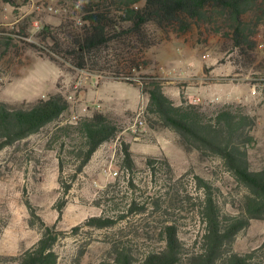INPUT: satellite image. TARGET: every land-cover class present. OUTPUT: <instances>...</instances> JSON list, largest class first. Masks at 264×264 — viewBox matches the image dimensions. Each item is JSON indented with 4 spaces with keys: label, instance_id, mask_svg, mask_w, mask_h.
Masks as SVG:
<instances>
[{
    "label": "rangeland",
    "instance_id": "obj_1",
    "mask_svg": "<svg viewBox=\"0 0 264 264\" xmlns=\"http://www.w3.org/2000/svg\"><path fill=\"white\" fill-rule=\"evenodd\" d=\"M87 1L16 0L11 4L0 0V102L16 108L62 93L70 104L56 121L0 150V256H16L33 246L45 225L54 226L58 233L54 245L58 264H100L109 258L111 242L119 240L142 253L162 244L163 225L173 219L180 223L183 239L191 243L200 229L193 203L203 193L196 186L195 175L214 185L224 211L238 213L249 195L219 156L202 155L197 149L186 152L178 133L152 128L148 94L141 91V78L131 84L67 65L61 67L31 45L38 41L37 34L44 25H58L69 18L81 20ZM214 20L218 23L194 22L183 33L163 32L149 25L156 44L146 52L149 63L142 73L159 75L176 104L187 99L212 114L227 103H236L248 112L255 120L250 159L253 168L259 169L264 166V25L256 29V46L246 50L233 46L225 19ZM8 36L13 38L12 45L4 48L2 42ZM95 111L107 114L119 132L79 170V159L70 154L79 141L69 137L63 127L75 125ZM74 115L78 118L73 119ZM138 118L145 121V130H139L143 128L136 123ZM122 142L131 145L137 163L136 197L144 208L130 211L125 207L126 218L112 227L82 226L74 230L101 213L95 201L101 190L119 177L115 192L118 202L126 206L130 201L133 189L121 169ZM148 156L170 160L180 180L177 190L152 181L145 165ZM60 157L69 190L60 183ZM263 242L264 219H252L234 247L247 252Z\"/></svg>",
    "mask_w": 264,
    "mask_h": 264
},
{
    "label": "trees",
    "instance_id": "obj_2",
    "mask_svg": "<svg viewBox=\"0 0 264 264\" xmlns=\"http://www.w3.org/2000/svg\"><path fill=\"white\" fill-rule=\"evenodd\" d=\"M82 10L84 15L79 21L69 18L58 25H44L37 34L38 41L31 45L61 67L67 65L131 84L141 78V91L148 94L147 113L152 128H169L178 133L186 152L197 149L202 155L219 156L229 173L249 192L241 211L227 212L221 207L214 185L195 175L196 186L203 193L193 203L200 229L191 243L183 239L180 223L173 219L163 225L161 245L140 253L122 240L112 241L109 258L100 264H264V242L247 252L234 247L238 235L252 219H264V166L255 169L250 159L255 141L254 117L236 103H227L212 114L187 99L182 98L176 104L166 93L159 75L142 73L149 63L146 52L156 44L149 34V25L163 32L183 33L194 22L214 24L218 23L214 18L221 17L227 21L233 46L253 49L256 29L264 25V0H88ZM12 39L6 37L2 42L4 48H10ZM69 105L62 93L16 108L0 102V150L56 121ZM63 129L79 141L77 149L70 151L71 156L79 159V170L103 143L116 138L119 132L118 125L101 111ZM122 153L124 180L133 189L130 201L126 206L118 202L115 192L120 185L119 177L97 197L95 202L101 213L89 217L74 230L82 226L112 227L126 218L125 207L129 206L130 211L144 208L136 197L137 163L129 143L122 142ZM145 165L153 182H160L172 191L178 189L180 180L167 157L148 156ZM64 168L60 157V183L69 190L70 185L63 180ZM57 240L54 226L45 225L33 246L16 256H0V264H58L54 248Z\"/></svg>",
    "mask_w": 264,
    "mask_h": 264
},
{
    "label": "built area",
    "instance_id": "obj_3",
    "mask_svg": "<svg viewBox=\"0 0 264 264\" xmlns=\"http://www.w3.org/2000/svg\"><path fill=\"white\" fill-rule=\"evenodd\" d=\"M50 8H52V7H50ZM36 26H37L38 28H42V27L39 25V22H36ZM83 110H87V108L84 107ZM142 112H143V111H142ZM142 112H141L140 114H142ZM77 118H78L77 115H74V116H73V119H77ZM136 123L139 124V128H143V129H139L140 131L145 130V128H144L145 121H144L142 118H138L137 121H136ZM135 130H136V129H134V131H135ZM116 174H118V173H116Z\"/></svg>",
    "mask_w": 264,
    "mask_h": 264
}]
</instances>
